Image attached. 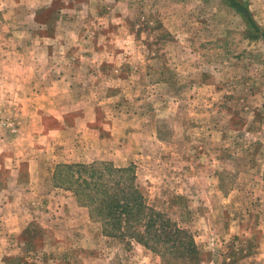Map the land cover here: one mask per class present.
Segmentation results:
<instances>
[{
    "label": "rangeland",
    "instance_id": "1",
    "mask_svg": "<svg viewBox=\"0 0 264 264\" xmlns=\"http://www.w3.org/2000/svg\"><path fill=\"white\" fill-rule=\"evenodd\" d=\"M91 162L196 257L103 237L52 180ZM0 264H264V37L224 0H0Z\"/></svg>",
    "mask_w": 264,
    "mask_h": 264
},
{
    "label": "trees",
    "instance_id": "2",
    "mask_svg": "<svg viewBox=\"0 0 264 264\" xmlns=\"http://www.w3.org/2000/svg\"><path fill=\"white\" fill-rule=\"evenodd\" d=\"M257 35L264 37L247 8L238 0H224ZM54 187L69 191L87 208L106 238L128 239L156 254L193 259L196 246L187 231L166 214L150 208L135 183L132 166L108 162L58 164L52 172Z\"/></svg>",
    "mask_w": 264,
    "mask_h": 264
}]
</instances>
